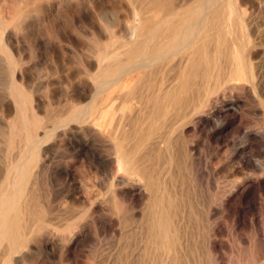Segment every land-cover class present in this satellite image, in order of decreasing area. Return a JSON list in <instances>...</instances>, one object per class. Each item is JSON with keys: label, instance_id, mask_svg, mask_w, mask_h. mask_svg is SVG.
Segmentation results:
<instances>
[{"label": "rangeland", "instance_id": "374dc122", "mask_svg": "<svg viewBox=\"0 0 264 264\" xmlns=\"http://www.w3.org/2000/svg\"><path fill=\"white\" fill-rule=\"evenodd\" d=\"M44 1L0 0L9 7L13 17L15 16L9 27L4 31L0 30V188L5 183L2 176L6 164L9 160L11 162L15 159L13 164L18 159L17 150L6 152V144L11 140L9 139L11 124L13 125L15 118V105L11 100L14 87L10 83L11 74H9L13 66L10 62L11 54L21 61L24 71V78L21 83L18 82V85L21 84L20 88L29 99L31 92V95L39 97L42 128L52 130L54 126L52 122L57 119L55 116L58 115L56 117L59 120L66 119L68 117L66 109L71 104V99L79 96L74 92V87L81 85V80L82 83L85 80L90 85L98 80L99 72L96 69L92 72L95 79L84 75L86 72L84 68L90 60L93 48H101L109 42L111 46L121 43V19L125 15L133 18L137 15V9L129 0L124 1L122 11L115 9L116 12L113 8L115 6L113 0H72L63 4L58 3L59 0L56 2L50 0L49 3ZM245 1L256 3L254 0ZM262 4L261 16L264 20V0ZM25 5L28 9L24 10ZM17 8L24 11L17 13L19 11ZM14 10L18 11L15 13ZM134 28L135 22L130 25L128 39L134 38ZM109 36L113 37L112 41L109 40ZM262 61L264 62V58ZM263 74L264 66L261 79L256 80L260 85L252 90L254 97L241 98L234 116L224 112L213 117L210 115V109L207 108L201 119L209 122L196 127L190 125L185 130L186 139L183 138L180 142L183 146L186 145L183 148L189 150L188 153L192 155L190 158L193 160L187 154L181 159L182 163L175 165L176 163L169 162L167 158L171 154L170 150L164 153L165 156L153 157L161 158H156L155 161L153 159L160 178H165L170 169L169 176H173L172 180H174L172 189L180 208L176 210L179 212L174 219L176 228L174 226L171 228L173 230L171 233L175 230L178 232V234L174 233L178 240L177 246L175 245L176 252L175 250L173 252L176 254H172L177 256L178 263L175 261L177 264H264ZM235 95L239 94H233ZM88 102V99L82 100L81 105ZM219 104L221 105L220 102ZM129 112L134 116L137 108L132 107ZM90 127L88 125L92 131L94 127ZM134 129L132 128L134 132L129 129V133H134V135L130 133L132 139L139 134L136 131L139 129L137 127ZM109 139L110 144H113V155L117 158L118 168L113 173L104 160V155L108 153V144L106 146L94 142V147L81 149L80 139L71 136L68 138L56 136L51 140V144L48 143L46 158L49 159L47 161L51 169L40 174L36 194L41 202L50 198L49 205L55 210V214L61 216V219L51 220L52 217L45 215L39 208L36 212L35 210L34 213L31 212L33 216L31 214L30 217L43 220L44 229H41L36 239L30 242V251L25 250L29 253L23 251L14 256L12 264H151L152 262L159 264L158 259L152 260V255L147 254L149 252L141 253L145 246L144 242L147 245L149 240L148 213L145 214V220L132 222L124 229L121 208L131 205L132 211L140 216V211L146 208L147 199L142 184L133 180L134 176L128 174L126 167L121 164L113 137ZM174 140L173 144H180ZM14 142L17 144V141ZM187 149L184 153L188 151ZM195 164L196 167L199 166L200 170L197 168L199 176H196L200 179L194 175L192 166ZM67 166L72 171V177L66 179L63 169ZM122 192L124 198L121 196ZM209 208L211 215L207 220L206 214ZM68 224L73 226L70 228V233H66L69 239L64 241L62 236ZM52 229L57 233H52ZM37 240H40L39 245ZM213 242L216 244V249L210 250L209 247ZM33 244L35 245L32 246ZM136 249L137 251H134ZM148 255L150 261L147 260ZM128 259L131 261L127 262Z\"/></svg>", "mask_w": 264, "mask_h": 264}, {"label": "bare ground", "instance_id": "6f19581e", "mask_svg": "<svg viewBox=\"0 0 264 264\" xmlns=\"http://www.w3.org/2000/svg\"><path fill=\"white\" fill-rule=\"evenodd\" d=\"M49 1L45 0L44 3ZM68 1L72 0L57 2L63 4ZM113 1L114 10L122 11L125 0ZM129 1L137 9V15L134 18L125 15L121 19V43L111 46L109 42L101 48L91 50L92 54L84 68L86 69L84 75L95 79L92 72L96 69L99 72L98 80L92 85L85 80L82 83L81 80V85L74 87V92L79 96L71 99V104L66 109V114L68 113L66 119L59 120L56 117L58 115L55 116L57 119L52 122L54 125L52 130L42 128V119L39 117L41 113L39 97L31 95V92L30 102L29 97H26V93L20 88L21 84L18 85V82L21 83L24 78V71L21 61L11 54L10 62L13 66L9 74H11L10 83L14 88L10 94L15 105V118H13V125L11 124V132L9 130L11 144L8 140L6 152L17 150L18 159L13 164L15 159L11 162L6 160L9 165L6 164L7 167L2 176L5 183L0 188V264H12L14 256L25 250L30 251V242L36 239L41 229H44L43 220L30 217L31 212L34 210L36 212L39 208L45 215H50L51 220L61 219V216L55 214V210L49 205L50 198H46L43 201L44 204H41L43 202L36 194L40 174L51 169L46 152L48 143L51 144V140L56 136L80 139L81 149L92 147L94 142L106 144V146L108 144V153L104 155V160L112 173L118 168L117 158L112 151L113 144L109 142L111 140L109 138L113 137L121 164L126 167L128 174L134 176L133 180L142 184L147 199L146 208L142 210L145 213L139 210L140 216L132 211L131 205L121 208L124 229L128 228L132 222L145 220V214L148 213L149 240L147 245L144 242L145 246L143 250L141 249V253L149 252L147 254L152 255V260L158 259L159 264L178 263L177 256H174L176 253H173L174 250L176 252L178 244H176L178 240L174 233L178 234V232L174 229L175 232L171 233L176 213L179 212H176L179 204L172 189L174 180H172L173 176H169L170 169L166 176L163 175L165 178H160L154 164L156 158L160 157H153L154 155L165 156L164 153L170 150L169 157L166 155L169 162H174L175 165L182 163L181 159L187 154L189 158L192 155L188 153L187 148L188 151L184 153L186 149L183 147L186 145L183 146L180 140L185 138V130L190 125L196 127L209 122L201 119L205 109L209 108L210 115L213 117L222 115L224 112L234 116L241 98L254 97L252 92L258 88L259 83L256 80L260 78L264 66L262 61L264 20L261 16L263 0H254L255 4L247 3L245 0ZM6 6L0 2V30L3 31L9 27L15 17ZM25 9L28 7H24ZM15 10L13 11L15 13L18 10L17 13L24 11ZM112 12H114L113 9ZM134 22V38L131 40L128 39V31ZM112 39L113 37L109 36V40L112 41ZM235 93L239 95L233 96ZM87 99L89 102L81 105V101ZM132 107L137 108L134 116L130 114L132 112H129ZM88 125L94 129L91 131ZM133 126L139 129L136 130L139 133L136 132L137 140L132 139L131 134L135 130ZM129 129L133 131L130 132L131 134ZM173 140L180 144H173ZM14 141H17V144H14ZM172 150L176 153L171 152ZM198 167L196 164L192 166L195 176L198 175ZM63 170L66 179L72 177L69 166ZM138 183L137 185H140ZM121 196L124 198V193ZM210 215L209 208L206 214L207 220ZM72 226L73 224H68L65 234H62L64 241L67 240L66 233H70ZM52 233L57 232L52 229ZM39 241L37 240V243ZM209 248L215 250V242L211 243ZM24 256H26L25 253ZM141 258L144 257L141 256ZM148 258L147 260L150 261L149 255ZM129 260L131 261L128 259L127 262ZM135 260L137 262V259Z\"/></svg>", "mask_w": 264, "mask_h": 264}]
</instances>
